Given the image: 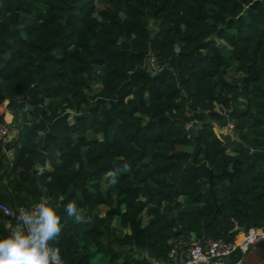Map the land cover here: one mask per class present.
Masks as SVG:
<instances>
[{
  "label": "trees",
  "instance_id": "trees-1",
  "mask_svg": "<svg viewBox=\"0 0 264 264\" xmlns=\"http://www.w3.org/2000/svg\"><path fill=\"white\" fill-rule=\"evenodd\" d=\"M0 99L15 112L0 202L48 197L64 264H151L231 219L264 227V158L211 191L204 168L242 159L224 119L246 146L263 137L264 0H0Z\"/></svg>",
  "mask_w": 264,
  "mask_h": 264
},
{
  "label": "clouds",
  "instance_id": "clouds-1",
  "mask_svg": "<svg viewBox=\"0 0 264 264\" xmlns=\"http://www.w3.org/2000/svg\"><path fill=\"white\" fill-rule=\"evenodd\" d=\"M129 170L127 162L115 168L108 173V184H117L121 171ZM64 211L76 223L83 222L81 209L74 201L64 205ZM17 220V226L0 237V264H63L60 249L51 244L61 233V217L48 197H41L31 208L20 209Z\"/></svg>",
  "mask_w": 264,
  "mask_h": 264
},
{
  "label": "built area",
  "instance_id": "built-area-1",
  "mask_svg": "<svg viewBox=\"0 0 264 264\" xmlns=\"http://www.w3.org/2000/svg\"><path fill=\"white\" fill-rule=\"evenodd\" d=\"M1 102V99H0ZM189 124H186L188 126ZM8 127L0 120V144L2 150L6 151L3 142ZM3 140V141H2ZM2 141V142H1ZM31 206H10L0 202L1 222L7 234L11 227L18 224V212L22 208ZM232 225L226 230L223 237L206 238L203 240L190 239L185 247L180 246V241L173 242L166 253L164 260L150 259L151 264H243L246 252L258 240L264 238V227L249 225L243 227L233 219ZM224 257L229 258L228 261ZM64 264V263H63Z\"/></svg>",
  "mask_w": 264,
  "mask_h": 264
},
{
  "label": "rangeland",
  "instance_id": "rangeland-1",
  "mask_svg": "<svg viewBox=\"0 0 264 264\" xmlns=\"http://www.w3.org/2000/svg\"><path fill=\"white\" fill-rule=\"evenodd\" d=\"M3 56L7 57V54L4 53ZM151 63H152V61L150 62V64ZM229 71H231V70H229ZM229 71H228V73H229ZM227 76H229V74H227ZM26 108H27V105H24L23 106V110L26 109ZM215 108H216V106H215ZM0 112H1V114L3 116V121L6 123V125L8 127V132H7L6 136H5V138H3L4 139L3 145H5V144L10 142L9 140L12 139L14 134H15V129L12 127V124L14 123V114H15V112L12 109L7 108V100L6 99L1 100V102H0ZM187 124H189V123H187ZM214 132H216L217 135L220 138L222 137L221 134L224 135V139H223L224 141L227 140V139L230 140V141L235 140L238 143L240 142L241 144L246 146L244 144V142L242 140H240L239 135L236 133L237 131L234 129V127L231 126V124L225 123L224 125H221L220 127L215 126L214 127ZM252 137H254V138H252ZM260 139H264V136L262 137V134H258V135L252 134L248 138V140L246 142L247 143L246 147H248V145L251 146L252 148L253 147H259V142L258 141ZM230 141H227L228 143H225L226 144L225 145L226 146V150L229 151V152L236 153L238 150L233 145H231ZM232 148H235L237 151H233ZM250 151H253V150H250ZM11 152H12L11 148H8V149L6 148V151L3 150V153L9 158L11 157ZM45 166H49V165L45 164ZM37 169H40V167L37 166ZM106 180H108V176H104L103 177L102 183L104 181H106ZM97 211H98V213H102L103 207L99 206ZM261 244L262 243L259 241L256 244H254L248 250V252H247L248 258H247V261H246L245 264H264V250H263V246ZM247 254H246V256H247ZM98 258L99 257L95 255L91 259L92 264H99Z\"/></svg>",
  "mask_w": 264,
  "mask_h": 264
},
{
  "label": "water",
  "instance_id": "water-1",
  "mask_svg": "<svg viewBox=\"0 0 264 264\" xmlns=\"http://www.w3.org/2000/svg\"><path fill=\"white\" fill-rule=\"evenodd\" d=\"M224 124L226 123L225 119H224ZM219 130V129H218ZM220 131V130H219ZM221 140L224 139V135L221 134ZM263 136H264V130H263ZM227 141L230 140H223L224 145H226L225 143H228ZM231 145H233L237 150H242L243 151V156L242 159H238L237 157H234L229 165V167L227 169L222 168L219 172H213L210 168H208L206 165H204V162L202 161L200 164L204 165V168L207 171V182H208V189L211 191L212 190V182L214 178H219L221 176H225V177H232V176H237V172L239 171V169L241 168V166H251L253 164H256L258 166L259 161L264 158V151L262 150H253L250 151L248 147L244 146L243 144H241L240 142L238 143L235 140L230 141ZM203 238V230H200L199 232H194L191 234V240L192 239H197V240H201ZM261 242L262 246L264 247V238L258 240V242ZM224 259L226 261L229 260V258L224 257Z\"/></svg>",
  "mask_w": 264,
  "mask_h": 264
},
{
  "label": "crops",
  "instance_id": "crops-1",
  "mask_svg": "<svg viewBox=\"0 0 264 264\" xmlns=\"http://www.w3.org/2000/svg\"><path fill=\"white\" fill-rule=\"evenodd\" d=\"M257 242H258V241H257ZM257 242H256V243H257ZM256 243H255V244H256ZM253 245H254V244H253ZM253 245H252V246H253ZM252 246H251V247H252ZM263 250H264V247H263ZM247 252H248V251H247ZM247 252H246V254H247ZM246 254H245V256H244V263H243V264H245V263H246V261H247V258H248V254H247V256H246Z\"/></svg>",
  "mask_w": 264,
  "mask_h": 264
},
{
  "label": "flooded vegetation",
  "instance_id": "flooded-vegetation-1",
  "mask_svg": "<svg viewBox=\"0 0 264 264\" xmlns=\"http://www.w3.org/2000/svg\"><path fill=\"white\" fill-rule=\"evenodd\" d=\"M249 150H252L251 148H249ZM239 159V158H238Z\"/></svg>",
  "mask_w": 264,
  "mask_h": 264
}]
</instances>
